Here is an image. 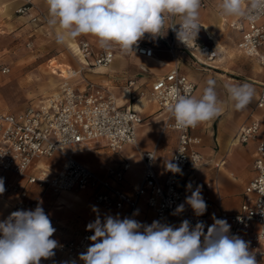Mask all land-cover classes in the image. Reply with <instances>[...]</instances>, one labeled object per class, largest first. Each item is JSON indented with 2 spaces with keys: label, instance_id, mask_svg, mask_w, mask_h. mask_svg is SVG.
<instances>
[{
  "label": "built area",
  "instance_id": "2783aa9c",
  "mask_svg": "<svg viewBox=\"0 0 264 264\" xmlns=\"http://www.w3.org/2000/svg\"><path fill=\"white\" fill-rule=\"evenodd\" d=\"M23 5L15 14L28 17L29 21L36 24L44 20V13L33 0H22ZM201 7H205L201 0ZM264 15L255 20L241 18L234 28L241 33L238 48L247 58H257L264 67ZM173 22L165 23V33ZM178 28V25L176 26ZM159 41L163 49L169 54L174 66L165 75L155 79L150 86L148 96L155 101L161 109L167 111L168 101L164 99L173 87L179 88L186 94L193 95L194 84L178 68L177 51L180 49L187 53L197 65H206L216 57L213 49L204 48L196 39L189 47L176 39L175 32L169 29L164 37L156 39L148 34L139 42L135 53L147 59L155 57L153 41ZM77 56L81 61L79 74L84 71H95L107 68L115 59L116 52H121L118 47L104 50L99 47L96 54L89 41L82 40L76 44ZM145 71V69H142ZM8 68H2L1 73L7 74ZM74 77V76H72ZM83 87L78 88L71 84L69 79L64 80L59 90L48 98L30 104L18 113L0 112V178L4 180V193L19 195V199L12 205L9 214L16 210H34L36 203L26 204L24 199L27 191L20 189L16 183L10 181L8 174L16 178L26 177L27 184L38 188H46L54 194H62L74 190L95 191V203L105 209L115 208L126 210V216L142 223L144 221L133 213L138 210L139 201L144 198L145 204L155 214V220L166 222L178 227L187 219L192 226L198 221L207 227L213 224L209 215V196L202 194L207 210L204 215L197 217L189 205L185 203L186 197L191 195L187 188L192 183L195 190L197 183L191 179L185 183L182 177L185 171L202 165L204 158L197 150L200 139L192 135L198 127L178 130L175 128L174 119L167 117L163 130H172L178 133L177 145L172 154V163L179 164L182 174L167 171L166 177L160 181L154 169L156 150L139 152L143 175L140 183L133 187V193L127 194L117 187V183L124 180V172L130 164L121 168H108V179L101 178L75 158L81 151L94 149L98 144H103L112 152L119 151L125 145L137 146V131L144 124V118L131 108L122 109L117 105L115 95L105 86L96 84L86 78L82 79ZM134 80H128V86L133 87ZM140 97L144 93H139ZM255 109L264 110V86L255 103ZM260 121L251 118L242 125L236 134L235 141L240 144L256 142V157L253 162L255 172L245 187L246 200L241 205L237 214H227L223 211L215 216L225 219L231 225L230 235H238L250 244V251L256 255L258 262H264V139L258 140ZM59 154L63 164L57 171L40 169L37 174H29L34 163L42 158H51ZM183 184V185H182ZM184 203L185 210L172 215L178 205ZM45 213L48 211L44 209ZM8 214V215H9ZM170 218V222H168ZM257 226V231L251 230ZM93 232L85 231L76 238L62 240L58 243L57 251L70 262H79L80 253L86 252L91 241L88 239Z\"/></svg>",
  "mask_w": 264,
  "mask_h": 264
},
{
  "label": "clouds",
  "instance_id": "9594fccd",
  "mask_svg": "<svg viewBox=\"0 0 264 264\" xmlns=\"http://www.w3.org/2000/svg\"><path fill=\"white\" fill-rule=\"evenodd\" d=\"M48 24L55 31L58 44L81 35H91L104 50L118 47L124 53H135L139 42L148 34L153 39L164 37L169 29L176 39L190 46L200 31L201 0H46ZM219 14L255 20L264 15V0H220ZM172 21L165 33V23ZM178 25V28L176 27ZM216 80L209 78L199 97L173 87L163 94L168 101L167 111L175 128L185 130L210 122L224 111L219 99ZM228 100L235 110L245 109L255 96L249 83L224 84ZM172 173L182 174L179 164L167 162ZM185 203L195 216L204 215L207 204L201 187L192 190ZM5 191L0 178V194ZM185 210L177 206L172 215ZM93 211L98 209L93 206ZM139 210L133 213L138 214ZM213 224L207 227L198 221L192 226L184 219L178 227L160 220L150 225L134 218L121 219L97 214L87 230L93 232L91 244L80 253L83 264H258L250 244L238 235H230L231 225L213 214ZM56 229L43 207L16 210L0 220V264H40L42 259L55 256L58 241L52 239ZM75 264V262H73Z\"/></svg>",
  "mask_w": 264,
  "mask_h": 264
},
{
  "label": "crops",
  "instance_id": "0c3cea01",
  "mask_svg": "<svg viewBox=\"0 0 264 264\" xmlns=\"http://www.w3.org/2000/svg\"><path fill=\"white\" fill-rule=\"evenodd\" d=\"M33 3L44 12L45 18H49L46 0H33ZM22 5V0H0V33L3 32V25H8V21L4 22V20L16 16L15 11ZM23 18L29 20L28 17ZM240 19L241 18L238 17L225 18L220 15L217 16L212 11L205 10L203 16L199 17V22L205 32H207L206 30L208 29L214 35L210 23L212 24L217 21L221 24V22L229 21L230 26H232L237 24ZM43 21L44 20L39 23H43ZM262 23H264V21H262ZM237 33L239 38L235 49H228L219 41L225 49V56L221 60L217 59L219 54L215 50L213 44V48L211 49L216 52V57L212 59L206 67L197 66L186 52L180 49L177 51L180 73L185 75L195 86L193 96L199 97L202 94L203 88L206 86L207 79L212 78L217 82L216 90L219 99L224 105V111L219 117L210 122L198 125L192 132L193 136L200 139L197 150L203 156L204 161L202 165L185 171L182 177L183 183L194 179L197 185L201 187L202 194L209 196V215L211 216H213V214L217 216L220 211L227 214L239 213L241 205L246 200V195L244 193L245 187L255 176L253 162L256 157L257 143L250 142L247 144H240L236 142L235 137L238 129L242 125L248 123L251 118L259 119L261 126L258 140L264 139V110L255 109V103L261 87L264 86V67L261 66L257 58H247L240 52L238 44L240 42L241 33L238 30ZM206 34L209 37L208 33ZM79 41L74 42L72 39L66 43L69 46L68 48H70L71 43L77 44ZM154 48L155 57L153 59H147L138 55L128 56L122 52H116L117 58L112 61L114 64L111 63L108 69L87 71L88 74L86 75L89 81L107 87L115 95L117 105L120 108H131L138 112L143 118L144 115L149 116L155 114V124L146 123L140 127L142 128L144 125L152 126L155 132V142L151 148L144 149L139 145L137 131V146L125 145L119 151L112 152L103 144H98L92 150L81 151L75 154V158L78 162L104 179L109 178L107 174L108 168L119 169L124 164H130V168L124 172V180L116 184L120 190L127 194H132L133 187L140 183L142 179L143 165L141 158V175L139 179L136 181H127L125 175L132 166L130 162V158L133 157L132 153L127 157H120L121 161L119 163L117 160L106 159L104 157H101V159H93V156H99L103 153L120 154L126 147L133 148L138 154L141 151H151L155 149L156 162L162 138L168 133L169 140L167 145L164 146L165 151L163 152L161 164V167H163L158 170L154 162L155 173L159 180L163 181L166 177L168 171L166 163L171 161L172 154L177 145L178 133L172 130H163L167 111L161 109L155 101L151 100L148 96V92L151 83L172 69L174 62L163 47ZM94 53L96 54V52ZM161 53H166L167 59H161L159 57ZM121 59L124 61H120ZM182 61H186L194 67L196 71L195 76L185 72ZM150 62H154L155 66L162 70L159 72L155 71V74H152L151 78L142 81V79H140V73L148 72L147 64ZM78 65L80 64L78 63ZM65 66L67 65L58 64L55 68L58 69L55 71H59L63 79H69L78 74V72L76 73V71H73L70 66ZM142 69H145V71H142ZM64 70L68 72L72 71L75 74L64 76ZM128 80H134L135 85L133 87L128 86ZM225 83L233 85L249 83L252 85L255 89V96L251 103L243 110H235L232 103L228 100L227 92L224 88ZM82 87L83 83L78 88ZM141 92L144 93L143 97L139 95ZM62 164V156L55 154L51 158H42L36 161L29 174H37L40 172V169L48 172L57 171ZM7 177L10 181L16 183L20 189L27 191V197L24 199L26 204H40L43 209L48 211V214L52 218V225L56 229L52 239L57 240L58 243L62 240L76 238L87 231L88 223L93 222L97 214H99L103 220L107 215L116 216L117 214L123 219L127 213L126 210H117L115 208L105 209L97 205L94 200L95 191L91 189L54 194L46 188L28 185L26 177L16 178L10 174H8ZM2 196L5 198L4 203L7 218L10 208L19 199V195H8L3 192ZM93 206L98 209V212L93 211ZM138 210V216L144 221V224L150 225L155 220V214L147 208L144 198L139 201ZM168 222H170V218H168ZM257 229V226L253 225L251 230L257 231ZM54 251V257L47 260L42 259L40 264H73V262L62 257L57 249ZM75 264L80 263L75 262ZM258 264H264V262H258Z\"/></svg>",
  "mask_w": 264,
  "mask_h": 264
},
{
  "label": "rangeland",
  "instance_id": "374dc122",
  "mask_svg": "<svg viewBox=\"0 0 264 264\" xmlns=\"http://www.w3.org/2000/svg\"><path fill=\"white\" fill-rule=\"evenodd\" d=\"M203 3L205 7L199 9V17L203 16L205 10L212 11L217 16L220 15L217 7L220 0H203ZM48 19L45 18L43 23L36 24L18 15L4 20V22L8 21V25L4 24L3 32L0 33V112L18 113L30 104H35L56 93L64 81L59 71L53 73L54 70H58L55 69L58 64L70 66L76 73L80 72L81 63L77 60L78 57H74L67 43L58 44L56 42L54 33L58 29L49 26ZM221 24L217 21L210 23L214 35L228 49H235L239 38L237 30L234 26H230L229 21L221 22ZM79 40L89 41L93 46V51H98L99 45L94 36L81 35L73 39L74 42ZM152 46L162 47V44L155 40L152 42ZM159 57L163 60L167 59V54L161 53ZM120 61L124 60L121 59ZM147 66L148 72L140 73L142 81L151 78L155 71L162 70L156 67L154 62L148 63ZM182 66L186 73L192 76L196 75L194 67L186 61H182ZM2 68H8L9 72L2 74ZM87 74V71L78 73L69 78V81L73 86L80 87L83 83L82 79H87ZM146 123L155 124V114L144 115V124ZM168 140L169 134L167 133L162 138L155 162L158 170L163 167L161 164L165 151L164 146L167 145ZM154 142L155 132L152 126L144 125L138 130V143L142 148H151ZM130 153L133 154V157L130 158L132 166L125 178L127 181H136L141 175V161L139 154L133 148L126 147L120 154L103 153L99 156H93V159L104 157L117 160L119 163L120 157H127ZM4 201L5 198L0 194V220L6 218Z\"/></svg>",
  "mask_w": 264,
  "mask_h": 264
},
{
  "label": "bare ground",
  "instance_id": "6f19581e",
  "mask_svg": "<svg viewBox=\"0 0 264 264\" xmlns=\"http://www.w3.org/2000/svg\"><path fill=\"white\" fill-rule=\"evenodd\" d=\"M232 26H235V24L232 25ZM206 31H207L206 33H208V35H209V37H210V40H211V41L213 42V44H214L215 50H216L217 53L219 54V57H218L217 59H218V60L223 59V57L225 56V49H224L223 45L219 42L220 40H218V39L216 38V36H214V35L212 34V32H210L208 29H207ZM70 48H71V51H72V54L74 55V57L77 58V48H76V44H75V43H71ZM77 60H78L79 62H81V61L79 60V58H77ZM158 62H160V61H158ZM112 64H114V63L112 62ZM56 67H57V66H56ZM105 69H106V68H99V69H97V70H105ZM107 69H108V67H107ZM53 73H57V72L54 70ZM63 74H64V76H70V75L75 74V73H73L72 71H71V72H68L67 70H64V71H63ZM64 80H67V78H65Z\"/></svg>",
  "mask_w": 264,
  "mask_h": 264
},
{
  "label": "water",
  "instance_id": "95a60500",
  "mask_svg": "<svg viewBox=\"0 0 264 264\" xmlns=\"http://www.w3.org/2000/svg\"><path fill=\"white\" fill-rule=\"evenodd\" d=\"M197 39H198V42L201 44L202 47L208 48V49L213 48V43L211 42V40L207 36L203 27H200V31L198 33Z\"/></svg>",
  "mask_w": 264,
  "mask_h": 264
}]
</instances>
